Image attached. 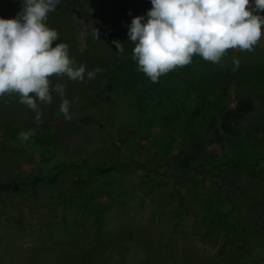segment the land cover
I'll use <instances>...</instances> for the list:
<instances>
[{
  "label": "trees",
  "instance_id": "16d2710c",
  "mask_svg": "<svg viewBox=\"0 0 264 264\" xmlns=\"http://www.w3.org/2000/svg\"><path fill=\"white\" fill-rule=\"evenodd\" d=\"M111 1L112 3L108 6L111 7L113 15L106 13L104 8L98 4L99 0H89L85 4V10L81 17L86 28V49L78 54L84 62L86 60L85 67H90L94 63L93 60L97 59L109 66L118 65L123 69V73L110 71L105 75V79L100 82V87L97 90V97L104 99L103 92L110 90L117 82L121 86L122 95L126 94L131 99L130 101H133L126 93V89L133 87L138 98L137 106L144 114L143 120L135 125L125 123L123 119H118L115 122L113 133L120 143L115 150L117 152L121 145H124L125 150L129 152L138 146L146 150L150 157L130 159L126 153L121 152L123 155L116 153L113 158L116 159L115 163L111 159L107 165L103 166L94 160L80 158L81 154L87 150L88 126H101L102 120L107 118V116L104 117L102 110L92 111L83 106L77 107L73 102L69 106L74 112L69 110L71 118L66 119L59 110L60 104L52 106L49 113H42V110L46 109H43L42 103L38 102L39 119H37V112L21 104L17 96L5 95L0 97V102H5V107H7L0 106V130L6 137L5 141L13 149L19 151L30 148L44 151L45 144L42 146L39 141H35L34 135L28 141L20 140V133L31 130L35 135L38 134L45 139L49 138L48 144H57V153L59 151L62 156L64 154L69 157H66L65 160L52 161L46 166L42 165L41 172L29 175V178L1 179L0 188L15 190L21 187L30 189L32 185H53V181L64 179L71 169L82 168V171L77 173L76 180H70L64 188L57 190L55 194L51 191L48 192V196H50L48 200L52 204L61 205L66 200L72 201V204L79 202L84 205L85 211H92L93 213L90 215L95 214V217L98 218L100 211L104 208H116V213H118L120 208H125L130 203V200L140 202L142 197H148L151 215L164 216L165 220L172 224L176 230L186 231L193 223V221L186 223L190 215L196 218L198 213H201L200 221L197 219L192 225H199L198 223L203 220L212 228L225 227L231 231L233 238L237 239V246H241L240 243L244 240L245 234H243L241 225L236 221L233 212L212 210L215 200L224 199L223 193L219 189L221 188L219 183H224L223 176L225 174L222 175L219 172L222 176L217 180V182L220 180L218 184L206 177L201 178L182 194L176 192L174 195L172 185L177 180L193 175V172L198 169L208 173L211 170L220 171L223 168L227 171L228 168V171L232 173L243 171L257 176L256 172L264 167V146L257 153H254L251 147L253 142L255 144V142L264 140V136L260 138L259 135H251L249 127L243 129L235 127L252 109V99L247 94L238 93V90H235V97L231 94L232 90L239 87L241 81L245 82V76L249 74V65L250 67H256L257 63L264 65V52L259 53L255 49H253L254 51L229 49L222 57L223 68L219 64H213L194 55L190 64L169 71L154 83L138 70L137 63L132 59L134 44L128 40L127 36L132 18L142 16L144 17L142 23L147 20L146 13L152 7L150 0ZM21 9L22 6L15 5L13 0H0V17L2 18H8L7 11H11L12 18H14ZM57 9L60 13L58 24L60 34L55 43H59V40L66 42L67 30L63 21L64 7L58 4ZM93 11L97 12L96 17H93ZM47 25L53 26L50 23ZM95 30L98 37L95 35ZM113 41L122 43V52H117ZM74 52L77 53L76 50ZM75 56L73 59L78 65L79 61ZM234 58L239 60L238 67L233 64ZM62 78L64 85L69 82L67 77ZM128 78L133 81L132 84L128 82ZM127 96L125 98L129 99ZM257 96L264 102V95L260 96L259 93ZM234 100H236V104L232 105ZM57 103H62V100ZM54 107L56 110L53 109ZM114 112L110 110V115L114 116ZM117 114L119 116L125 114L124 108L119 107L115 115L117 116ZM150 117L160 122L161 130L159 134L141 145L140 140L149 136L147 126ZM23 123H32L34 126ZM260 130L263 128H257L258 132ZM101 131L105 132L104 129ZM173 141L177 143L171 147ZM178 143L181 144L180 147H178ZM107 144L110 147V143ZM215 144L217 146H214ZM176 147H178L175 149L177 152L172 153L175 151L172 148ZM5 150H7V146L0 142V163L4 160ZM70 158H74V160H69ZM137 174H141L138 189L142 195L139 197L128 185L129 178ZM168 216L173 218V221ZM60 220L65 223V226L69 225L65 215H61ZM114 220L116 221V216ZM131 222H133L132 219L127 223L129 230H131L129 226ZM50 224L54 223H47L48 226L53 227ZM140 230L142 233H146L144 228ZM98 237V243H101L100 235ZM150 237L152 236L148 235L144 241L149 245V248H152L156 240L152 237L154 243L150 244ZM134 239L132 238V242ZM98 243L96 242L92 248L91 246L86 247L77 256V264H107L110 255H99L96 259L93 257V251L97 248ZM134 243H136L138 253L146 251L144 243L140 241ZM156 246L159 247L157 244ZM243 248L238 249L240 253L236 251L233 254L219 255L218 263L222 260L226 262L232 261V259L241 260L244 257ZM163 254L164 260H167V256L171 255L170 247H167ZM195 256L191 253L190 248H183L179 257L172 255L170 258L173 264L206 263ZM67 259L64 261L65 263L69 264V261L74 263V261L72 262L74 257L71 260ZM142 261L146 264L145 259ZM118 264H124V262Z\"/></svg>",
  "mask_w": 264,
  "mask_h": 264
},
{
  "label": "rangeland",
  "instance_id": "374dc122",
  "mask_svg": "<svg viewBox=\"0 0 264 264\" xmlns=\"http://www.w3.org/2000/svg\"><path fill=\"white\" fill-rule=\"evenodd\" d=\"M88 1L60 0L59 3L64 7L63 21L67 30V41L59 40V43L63 42L69 46L71 58L78 55L75 56L79 61L78 66H86V60L84 62L78 53L86 49V28L81 15ZM13 2L17 6H22V0H13ZM111 3V0H99L98 2L107 14L112 13L111 15H113L111 7L108 6ZM92 13L93 17L97 16V12L93 11ZM6 14L7 19L13 17L11 11H7ZM258 14L264 16V12H259ZM59 19L60 13L56 6V11L48 14L47 23L52 24L53 26L48 27L56 29L58 34H60L58 28ZM262 33H264V30H262ZM253 49L258 50L259 53L264 52V34H262ZM93 62L90 67H85V69L86 73L96 68L100 69L94 79H87L86 77L84 81L69 80L64 85L62 77L52 76L49 78L50 87L56 84L65 86L64 97L61 98L53 91L51 93L52 100L61 101L62 99H67L70 105L74 102L77 107L83 106L92 111L102 110L104 117L107 116V118L102 120L101 126H88L89 135H86L87 150L81 154L80 158L94 160L103 166L107 165L111 159L115 163L116 159L113 158L116 153L121 152L126 153L130 159H145L148 156L150 157L146 150L138 146L134 150L127 152L124 145H121V148L116 152L115 149H117L116 147L120 143L113 133L115 122L118 119H123V122L135 125L141 123L144 114L141 108L137 106L138 98L133 91V87L126 89V93L134 102L130 101L131 99L126 94L125 96L129 99H126L122 95L121 86L117 82L114 83L110 90H103L102 96L104 99L97 97V90L100 87V82L105 79V75L110 71L123 73V69L118 65L109 66L107 63L104 64L102 60L97 61L95 59ZM248 69L249 74L245 76V82L241 81L239 87L232 90L231 94L235 97V90H238L240 94H247L252 99L253 107L235 127L238 129L249 127L251 135H259L260 138H263L264 102L257 95L259 93L260 96L264 95V65L257 63L256 67H250L249 65ZM128 82L130 84L133 83L131 79ZM254 86L256 88L253 89ZM58 101H52L49 104L42 103V108L46 109L42 110V113H49L52 106L61 104L57 103ZM235 104L236 100L232 102V105ZM0 106L7 108L5 107V102H0ZM119 107L124 108L125 114L121 116L117 114L116 116L115 114ZM70 108L69 106V110H71ZM53 109L56 110V107ZM110 110L115 113L114 116L110 115ZM71 111L74 112V110ZM150 118L147 126L149 136L140 140L141 145H144L146 141L151 140L156 134L160 133V122L155 121L154 118L150 120ZM23 124L34 126L32 123ZM257 128H263V130L258 132ZM101 129H104L105 132L103 133ZM2 132L0 130V142L5 143L7 150L4 151V160L0 163V180L11 177L29 178V175L41 172L40 167L42 165L46 166L52 163V161L65 160L66 157H69L63 153L62 156L59 151L57 153V144H48L50 139H45V137L38 134H34L33 137L42 146L45 144L44 151L42 149L33 150L30 148L19 151L15 150L5 141L6 137L3 136ZM107 143H110V147ZM175 143L177 142L173 141L171 147H174ZM177 145L178 147L181 146L180 143ZM252 145L253 152L257 153L263 148L264 140L255 142V144L253 142ZM214 146L217 145L215 144ZM178 147L172 148V150ZM176 152L177 150L172 153ZM121 154L123 155V153ZM145 154L146 156H144ZM69 160H74V158H70ZM225 170L223 168L220 171L211 170L206 173L198 169L193 172V175L174 182L172 185L174 190L172 192L174 195L176 192L182 194L197 180L204 177L208 180L216 181V184H218L220 182V180L217 182L219 177L225 174L223 176L224 183H219L221 186L219 189L223 193L224 199L215 200L212 210L233 212L236 221L241 225L243 234H245L244 240L240 243L241 246H237V239L233 238V234L230 233L231 231L225 227L212 228L203 220L198 223L199 225H192L194 221L199 220L201 213H198V217H194L195 219L190 215L186 223L189 221H193V223L186 231L176 230L172 224L165 220L164 216H159L158 214L151 215V205L149 204L148 197L141 196L140 202L130 200V203L125 208H120L118 213H116V208H104L100 211L98 218L95 217V214L90 215V213H93L92 211H85L84 205L79 202L78 204H72V201L66 200L61 205L52 204L48 200L50 199L48 192L50 193L51 191L55 194L57 190L64 188L70 180H76L77 173L82 171V168H78L71 169L64 179L53 181V185H32L30 189L21 187L15 190L0 188V264H68L64 261L68 260L67 258L71 260L73 257V264H77V256L86 247L91 246L92 248L93 245H96L99 235L101 243H98L97 248L93 251V257L96 259L99 255L108 254L110 257L107 264L122 262L124 264H145L142 261L143 259H145L146 264H173L170 256L176 255L179 257L180 251L183 248H190L191 253L206 262L205 264H238L239 261H241L239 264H264V167L259 172H256L257 176L243 171L232 173L228 171V168L227 171ZM140 175L137 174L129 178V182L127 181L133 193L138 197L142 195L138 189ZM228 206L229 208H227ZM214 213L217 214L216 212ZM61 215L67 217L66 222H69L68 226H65V223L61 222ZM115 216L116 221L114 220ZM130 219L133 221L129 225L131 230L127 226ZM169 219L173 221V218L169 217ZM49 222L54 223L50 224L53 227L47 225ZM193 226L195 227L192 228ZM143 228L146 233L141 232L140 229ZM148 235H151L156 240L152 248H149V245L145 242ZM152 237H150V244L154 243ZM132 238H135L133 242ZM137 241L145 244L146 251L138 253V248L135 245L136 243H134ZM167 247H170L171 255L169 254L167 256L168 259L164 260L163 253L166 252ZM240 247H244V257L241 260L232 259L229 262L222 260L218 263L219 255L233 254L236 251L240 253L238 250ZM70 263L71 261H69Z\"/></svg>",
  "mask_w": 264,
  "mask_h": 264
},
{
  "label": "clouds",
  "instance_id": "9594fccd",
  "mask_svg": "<svg viewBox=\"0 0 264 264\" xmlns=\"http://www.w3.org/2000/svg\"><path fill=\"white\" fill-rule=\"evenodd\" d=\"M60 0H22L21 11L11 19L0 17V97L15 95L19 102L37 112L38 102H52L51 93L61 98L65 86L50 87V77L72 81L94 79L99 68L86 73L69 55L66 43H55L58 31L47 25L48 14ZM144 17L132 18L127 31L134 44L132 59L152 82L169 71L191 63L194 55L219 64L229 49L252 51L264 30V0H150ZM257 13V14H254ZM95 35L98 33L95 30ZM117 52L122 43L113 41ZM54 45V46H53ZM238 67L239 60H233ZM86 73V76H85ZM67 99L60 112L70 119ZM34 131L22 132L28 141Z\"/></svg>",
  "mask_w": 264,
  "mask_h": 264
}]
</instances>
